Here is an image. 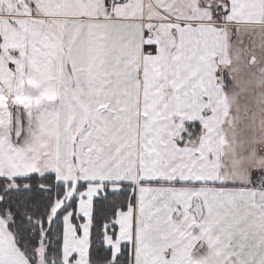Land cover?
I'll return each instance as SVG.
<instances>
[{
  "label": "snow or ice",
  "instance_id": "snow-or-ice-1",
  "mask_svg": "<svg viewBox=\"0 0 264 264\" xmlns=\"http://www.w3.org/2000/svg\"><path fill=\"white\" fill-rule=\"evenodd\" d=\"M0 264H264V0H0Z\"/></svg>",
  "mask_w": 264,
  "mask_h": 264
}]
</instances>
